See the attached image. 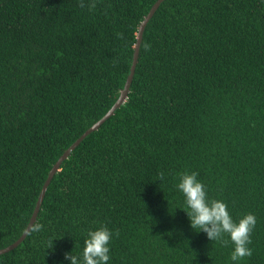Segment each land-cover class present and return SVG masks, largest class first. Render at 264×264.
<instances>
[{
  "label": "trees",
  "instance_id": "obj_1",
  "mask_svg": "<svg viewBox=\"0 0 264 264\" xmlns=\"http://www.w3.org/2000/svg\"><path fill=\"white\" fill-rule=\"evenodd\" d=\"M157 1L0 0V250L27 230L56 163L121 97ZM185 171L234 219L255 214L244 264H264V0H166L127 101L62 164L43 229L0 264H69L64 253L82 252L102 224L118 233L111 264H229L231 243H212L176 209Z\"/></svg>",
  "mask_w": 264,
  "mask_h": 264
},
{
  "label": "clouds",
  "instance_id": "obj_2",
  "mask_svg": "<svg viewBox=\"0 0 264 264\" xmlns=\"http://www.w3.org/2000/svg\"><path fill=\"white\" fill-rule=\"evenodd\" d=\"M174 189L182 196L180 206L176 209L186 213L190 227L194 231L203 232L212 243L222 246L231 243L229 264H244L245 258L253 255V249L250 247L251 237L257 225L254 213L249 212L238 220L234 219L223 199L209 196L207 185L196 171H185L179 175ZM43 227L44 225L38 222L33 230L40 231ZM117 235L118 233L104 224L94 230L88 229L83 240L82 252L75 254L73 250L65 252L64 259L69 264H111V244ZM54 240L51 241V245Z\"/></svg>",
  "mask_w": 264,
  "mask_h": 264
},
{
  "label": "water",
  "instance_id": "obj_3",
  "mask_svg": "<svg viewBox=\"0 0 264 264\" xmlns=\"http://www.w3.org/2000/svg\"><path fill=\"white\" fill-rule=\"evenodd\" d=\"M166 0H158L155 5L152 7L151 11L149 12V14L146 16V18L144 19V21L141 23L140 28H139V34H138V40H137V44L135 47V54H134V60H133V64L131 66V70L125 85V88L121 94V97L119 98V100L117 101V103L114 105V107L110 110V112H108V114L106 116H104V118L102 120H100L99 122H97L92 128H90L76 143H74L66 152L65 154L60 158V160L56 163V165L53 167V169L51 170L49 177L47 179V181L45 182L42 192L40 194L39 200L37 202L35 211L32 215L31 221L29 223V226L27 228V230L25 231V233L22 235V237L15 242L13 245L9 246L6 249L0 250V255L6 254L14 249H16L17 247H19L27 238L28 234L30 233V231L32 230V228L34 227L39 212L41 210L42 207V203L44 201L46 192L54 178V176L60 171L62 164L69 159V157L72 155V153L76 150V148L78 146H80V144L88 137L90 136L93 132H96L100 129V127L108 120L110 119L112 116L115 115L116 111L118 109H120L124 103L127 101L130 90H131V86L135 77V73H136V68H137V64L139 61V55H140V48H141V44L143 41V36H144V32L146 30V27L148 25V23L150 22V20L153 18V16L156 14V12L158 11V9L160 8V6L165 2Z\"/></svg>",
  "mask_w": 264,
  "mask_h": 264
}]
</instances>
